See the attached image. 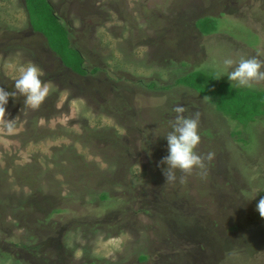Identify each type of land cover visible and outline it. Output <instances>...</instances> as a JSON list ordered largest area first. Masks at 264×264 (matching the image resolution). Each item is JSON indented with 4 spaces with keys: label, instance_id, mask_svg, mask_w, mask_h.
<instances>
[{
    "label": "rangeland",
    "instance_id": "1",
    "mask_svg": "<svg viewBox=\"0 0 264 264\" xmlns=\"http://www.w3.org/2000/svg\"><path fill=\"white\" fill-rule=\"evenodd\" d=\"M50 1L90 74L65 68L16 18L24 0H0V88L15 92L27 63L52 86L37 110L10 98L15 130L0 126V264H264V191L245 199L264 187V124L226 122L175 85L238 61L235 44H261L263 61L264 0ZM203 17L235 42L203 41ZM176 106L200 114L205 168L166 183Z\"/></svg>",
    "mask_w": 264,
    "mask_h": 264
},
{
    "label": "clouds",
    "instance_id": "2",
    "mask_svg": "<svg viewBox=\"0 0 264 264\" xmlns=\"http://www.w3.org/2000/svg\"><path fill=\"white\" fill-rule=\"evenodd\" d=\"M44 73L34 63L23 64L18 69V76L14 79L16 91L9 92L0 88V126L8 134L15 130V120L8 119L10 98L16 99L17 95L24 97V105L33 110L39 109L46 101L51 91L50 82L42 80ZM227 76L231 83L239 88H252L254 85L264 82V61L257 58H240L238 61L226 58L221 67L216 69L217 79ZM176 117L172 123V130L165 136L168 142V155L161 161L166 183L175 181L174 170H179L184 175L180 182H184L187 175H191L195 169H204L203 158L197 149L201 143L200 114L194 113L186 117L183 106L174 108ZM211 158V157H209ZM264 187H257L252 192L245 193V199L255 201ZM256 211L264 218V196L256 204Z\"/></svg>",
    "mask_w": 264,
    "mask_h": 264
},
{
    "label": "trees",
    "instance_id": "3",
    "mask_svg": "<svg viewBox=\"0 0 264 264\" xmlns=\"http://www.w3.org/2000/svg\"><path fill=\"white\" fill-rule=\"evenodd\" d=\"M24 7L32 29L35 33H40L45 37L49 49L61 60L64 67L80 76H88L90 72L85 68V57L80 49L73 46V36L69 25L57 15L51 1L24 0ZM203 18H200L202 23L197 21L200 24L197 22L195 24L201 34L212 35L218 31L213 18ZM193 67L197 68L195 65ZM100 71L99 68H93L91 73L96 74ZM225 81V79H217L216 75L208 74L205 71L190 69L176 81L175 85L194 90L206 98L224 116L243 126L264 116V92L238 89ZM149 88L154 90L157 87L150 86ZM102 199L106 200L107 194H103ZM141 259L146 260L147 258L142 257Z\"/></svg>",
    "mask_w": 264,
    "mask_h": 264
},
{
    "label": "crops",
    "instance_id": "4",
    "mask_svg": "<svg viewBox=\"0 0 264 264\" xmlns=\"http://www.w3.org/2000/svg\"><path fill=\"white\" fill-rule=\"evenodd\" d=\"M6 3H8V1H6ZM23 7H24V5H23ZM13 12L17 16L16 17L17 19L20 18V20H24L25 19V16L28 18V15H27V12H26L25 9H24V11L18 9L17 11H13ZM197 32H198V35L201 36L202 39H203V41H205V42L209 41L210 39H214V38H219L221 40H227V38H228V36L226 35V30H221L222 38L220 36L218 37V35H219V32L218 31H216L212 35H203L198 30H197ZM230 34H232V33L229 32V35ZM228 39L230 40L231 43H234L235 42V40H233L232 38H228ZM260 46H261V44H260ZM260 46H258L255 49H253V48H251V47H249L247 45L246 46H244L242 44L241 45H239V44L233 45V47L235 48L234 49L235 52L240 51V53L243 54V58H257L258 55L260 56L259 52L257 51V50H260L259 49ZM263 61H264V59H263ZM225 82L228 83L227 80ZM231 85L234 86L235 88L244 89V90H247L249 92H264V82H261L260 84L254 85L252 88H239L237 85H235V83L234 84H231ZM188 92L189 93L190 92L193 93V95H196V96H198L201 99V101H202L201 103H202V106H203L204 109L211 111L212 114H214L215 117L221 118V119H223V120H225L227 122V119H229V117L224 116L221 112H219L216 109V107L214 105L210 104L209 101L206 98L202 97L200 94H198L194 90H191L190 89V91H188ZM230 120L232 122L234 121L231 118H230ZM226 122H225V125L228 126V123H226ZM249 124L252 125L254 128L260 127L261 124H264V116L258 117L255 121H253V122H251ZM230 136L232 138L233 135L230 134ZM233 140L235 142H237V143H240L241 142V140L239 138L238 139L236 138V139H233Z\"/></svg>",
    "mask_w": 264,
    "mask_h": 264
}]
</instances>
